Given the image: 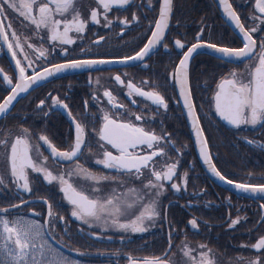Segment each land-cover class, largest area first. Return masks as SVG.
<instances>
[{
    "label": "flooded vegetation",
    "instance_id": "af4514ba",
    "mask_svg": "<svg viewBox=\"0 0 264 264\" xmlns=\"http://www.w3.org/2000/svg\"><path fill=\"white\" fill-rule=\"evenodd\" d=\"M161 2L162 0H152L149 7V0H130L124 7H114L108 13L113 24L106 27L102 15L100 24L90 21V13L97 7V0H74L76 11L81 18L89 20V24L82 39H77L75 45L64 46L69 49V58H95L80 55L81 49H88L94 54L106 53L109 56L134 54L147 42L146 37L150 36L152 30L149 23L158 18V5ZM230 2L246 27H251L252 22L246 17L253 11L254 0ZM173 4V16L165 39L143 62L97 65L91 69L56 74L33 85L28 93H22L13 101L7 113L0 115V139L7 137L11 141L22 127L28 128L31 133L30 141L34 145V159L54 172L66 173L75 168V162L57 161L48 152L46 144L39 140L41 135H47L60 150H68L74 143L73 121L65 110L51 102L53 97L59 96L69 105L73 117L86 129V141L91 152L84 150L85 154L79 159L80 165L98 176L109 175L124 181L123 184L109 181L97 183L86 180L83 176L73 177L75 184L93 194L97 188L101 190V195H110L113 189L118 192H127L129 188L140 189L149 178L146 172L142 180H136L126 173L105 169L95 163L102 155V150L97 146L99 138L92 132L93 127L98 129L102 125L99 108H107L112 112L113 118H117V110L103 96L105 90L112 91L116 103L124 105V109L119 110V117L125 122L131 119L157 134L171 133V139L176 142L175 147L181 150L178 154L171 147L165 148L171 158L167 162L179 160L173 182L183 184V173L187 171V187L176 192L170 187L172 182L166 184V192L161 197L164 219L142 234L105 232L76 221L70 216L71 206L62 198L59 185L55 182L47 184L40 174L30 173L31 193L17 189L3 153L0 152V175L5 177L4 183L0 184V209H9L7 213L0 212V217H6L11 227H23L15 223L21 219L36 220L46 225L51 232L45 236L44 241L52 252L63 254L78 261V264H129V256L161 257L165 253L176 264H185L187 257L180 250L184 241L193 249L200 244L206 245L204 251L211 249V258L217 264H239L237 258H254L257 255L255 249L244 245L255 243L258 236L264 234V212L260 209V205L264 204V194L244 193L211 175L197 152L195 138L182 104L178 106L173 98L174 94H178L177 88L168 86L167 79L182 52L196 42L195 37L200 32L202 23L207 26L204 35L211 42L237 47L242 46V38L223 20L215 0H173ZM102 12L101 9V14ZM134 15L139 19L133 21ZM126 17L129 20L127 27L120 23ZM6 19L12 22L17 34L22 37V42L24 37L28 38L25 52L34 61V67L38 71H42L41 65L50 67L51 63L64 62L65 53L61 47L51 50L52 45L47 40L46 30H42L40 37H37L34 26H30L28 21L11 9L8 10ZM262 35L264 32L255 34L258 42ZM101 36L105 39L96 44ZM176 39L185 43V49L181 50L175 45ZM28 44L41 50L48 49L47 60L38 57L33 49L27 47ZM23 55L24 53L18 51L17 58L23 61ZM217 57L208 52H198L190 62L192 98L201 114V123L208 137L213 160L229 179L238 183H264V148L261 147L264 145V125L236 129L218 116L212 100L215 84L221 75H226L231 70L243 72L245 60L225 63ZM0 69H3V74L12 77L14 83L18 82V70L15 69L6 46L0 51ZM3 74H0V102L10 93V86L4 81ZM27 74L33 75L31 70ZM116 74H120L125 82L131 79L145 90L155 87L168 99V111L158 109L144 97H129L127 89L114 80ZM97 79L99 84L96 83ZM143 81L148 83L143 84ZM94 95L100 97L99 104L91 99ZM42 99L45 100V105L39 106ZM88 112L94 115L87 116ZM133 113L140 115L142 120L136 121L135 116L131 115ZM44 157H47L46 161ZM164 162L158 159L157 166ZM48 204L52 206L53 217H63V220L50 222ZM15 205L19 207H14ZM237 216L241 217L240 223L230 227L231 221ZM244 217L247 219H243ZM192 219L197 220L196 227L190 224ZM170 230L173 232L175 246L169 250ZM6 244L9 249L14 247L0 231V261L8 259L5 254ZM39 244L41 241L35 242L33 251H36V245ZM194 255L198 256L199 251H195Z\"/></svg>",
    "mask_w": 264,
    "mask_h": 264
},
{
    "label": "snow or ice",
    "instance_id": "6c2138e0",
    "mask_svg": "<svg viewBox=\"0 0 264 264\" xmlns=\"http://www.w3.org/2000/svg\"><path fill=\"white\" fill-rule=\"evenodd\" d=\"M129 3L130 0H97V7L90 13V21L100 24L102 15L105 26L111 27L113 21L109 19L108 13L114 7H124ZM151 3L152 0H149V7H151ZM218 6L223 8L224 14L234 23L235 29L241 34L242 46L231 47L211 42L204 35L207 26L202 23L200 32L195 37L196 42L187 47V50L182 52L178 63L173 65L167 78L168 86L178 88V94H174L173 98L178 106L182 104L183 109L187 110L191 131L194 134L195 143L199 147V156L207 165L208 171L214 177L232 185L239 191L253 195L264 194V183H238L229 179L216 166L210 151L208 137L201 123V114L197 111V104L192 98L190 62L198 50L210 49L219 54L217 58L225 63L245 60L243 72L231 70L226 75H221L215 84L212 97L214 109L220 118L236 129H240L242 126L264 125V35L259 37V42L255 38L257 32H264V0H254L253 11L249 17H246L251 20V27H246L242 22L241 16L230 0H218ZM173 8V0H162L159 3L158 18L149 23V27L152 28L151 34L146 37L147 42L134 54L109 56L106 53L94 54L88 49H81L80 55L95 58L77 59L69 58V49L64 46L75 45L77 39L83 38L89 20L81 18L79 12L76 11L74 0H47V2L0 0V51H3L6 46L14 61L15 69L18 70V82L14 83L12 77L3 74V69H0L4 81L10 86L9 95L3 99V102H0V114H6L13 101L22 93H28L33 85L46 81L56 74L69 70L91 69L97 65H128L130 62H143L165 39V33L169 29L173 16ZM9 9L14 10L20 17L28 21L30 26H34L37 37H40L42 30H46L47 40L52 45L51 50L54 51L56 47H61L65 53L64 62L51 63L50 67L41 65L42 71H38L34 67V61L25 52L28 38L24 37L22 42V37L17 34L12 22L6 19ZM101 9L103 10L102 14ZM69 16L70 18H68ZM117 19L119 18L117 17ZM132 19L136 21L139 18L134 15ZM120 23L127 27L129 20L126 17ZM104 39L101 36L95 43L99 44ZM175 45L181 50L186 47L185 43L179 39L175 40ZM27 47L33 49L38 57L47 60L48 49L41 50L32 44H28ZM165 47H167L166 44ZM18 51L24 53L23 61L17 58ZM144 66L148 67L146 64ZM29 70L33 75L27 74ZM89 80L91 81V77ZM114 80L127 89L129 97H144L158 109L168 111V99L155 87L145 90L144 87L133 83L131 79L125 82L120 74H116ZM96 83L99 84V79ZM142 83L147 84L148 82L143 81ZM103 96L107 98V103L117 110V118H113L112 112L107 108H99L102 125L98 129L93 127L92 132L99 138L97 146L102 150V155L101 158L95 160V163L102 165L105 169L126 173L136 180H142L147 172L149 178L146 183H143L142 188H129L127 192H118L113 189L110 195H101V190L98 188L93 194L73 182L74 176H83L86 180L97 183L100 181L124 183L123 180H117L109 175L98 176L80 165L79 159L81 155L85 154L84 150L87 149V152H91V147L86 141V129L73 117L69 105L59 96L53 97L51 102L65 110L73 121L74 143L70 149L60 150L49 140L47 135H41L39 140L48 146L51 156L57 161L75 162L73 170L66 173L54 172L34 159V145L30 141L31 133L28 128L22 127L11 141L7 137L0 139V152L3 153L4 161L17 189L31 193L30 173L40 174L47 184L51 185L55 182L59 185V191L63 194L62 198L71 206L70 216L76 221L88 225L89 228H100L105 232L142 234L164 219L161 197L166 192V184L172 182L170 187L176 192H180L182 188L186 189L188 172L183 173V184L173 182L177 175L179 160L167 162L171 158L165 148L171 147L178 154L181 153V150L175 147L176 142L171 139V133L157 134L156 131L146 130L145 127L134 123L131 119L125 122L119 117V110L124 109V105L116 103V97L110 90H105ZM91 99L100 103L99 96L94 95ZM44 105L45 100H40L39 106ZM85 105H87V101H85ZM86 115L93 116L94 114L88 112ZM131 115L135 116L136 121L142 120L140 115L134 113ZM249 143L252 142L249 141ZM261 147L264 148V145ZM158 159L165 162L157 166ZM44 160L46 161L47 157H44ZM4 179L5 177L0 175V184L4 183ZM14 207H19V205ZM260 209L264 212V204L260 205ZM8 211V208L0 209V212L3 213ZM48 217L50 222L63 220V217H53L51 204H48ZM243 219L246 220L247 217ZM240 221L241 217L237 216L231 221L230 227H234ZM15 223L18 226L23 225V227H11L10 221L6 217H0V231L6 237V241H11L14 245L10 249L7 244L5 245V254L8 259L0 261V264H35L34 259H30V252L34 250L33 245L36 241H44L51 229L36 220L21 219ZM190 224L196 227L197 220L192 219ZM96 238L100 239L99 236ZM174 246L173 232L170 230L168 233L169 250ZM36 247L43 248L44 244L36 245ZM244 247L255 249L257 255L254 258L239 257L237 258L239 264H264V234H260L255 243L244 245ZM206 248V245L200 244L196 249H193L188 246L186 241L182 242L180 250L187 257L185 264H217L211 258L212 250L204 251ZM195 251H199L198 256L194 255ZM128 262L129 264H176L174 259L168 258L167 253L161 257L129 256ZM55 264H78V261L59 254Z\"/></svg>",
    "mask_w": 264,
    "mask_h": 264
},
{
    "label": "rangeland",
    "instance_id": "374dc122",
    "mask_svg": "<svg viewBox=\"0 0 264 264\" xmlns=\"http://www.w3.org/2000/svg\"><path fill=\"white\" fill-rule=\"evenodd\" d=\"M41 244H44L43 248H36V251L30 252V259H34L35 264H55V261L58 259V254L48 246L46 241H41Z\"/></svg>",
    "mask_w": 264,
    "mask_h": 264
},
{
    "label": "water",
    "instance_id": "95a60500",
    "mask_svg": "<svg viewBox=\"0 0 264 264\" xmlns=\"http://www.w3.org/2000/svg\"><path fill=\"white\" fill-rule=\"evenodd\" d=\"M215 2H216V5H217V7H218V10H219V12H220V14H221V17L223 18V20L233 29V31L235 32V33H237V35H239V36H241V34L239 33V31L238 30H236L235 29V25H234V23L224 14V12H223V8L222 7H219L218 6V0H215ZM166 33H167V31H166ZM166 33H165V35H166ZM159 45H157V47H158ZM156 47V48H157ZM198 52H208V53H210V54H213V55H216V56H219V54H217V53H214V52H212V50H210V49H200V50H198ZM197 52V53H198ZM236 61H241V60H236ZM236 61H234V62H236ZM177 91H178V88H177ZM184 110V112H185V115H186V118H187V110L186 109H183ZM0 115H3V114H0ZM187 121H188V124H189V127L191 128V126H190V124H191V122H190V120H188V118H187ZM194 135V134H193ZM195 138V137H194ZM46 147H47V149H48V152L51 154V150L48 148V146L46 145ZM196 148H197V152H198V154H199V147H198V145H196ZM201 159V158H200ZM202 160V159H201ZM202 162H203V160H202ZM203 164H204V162H203ZM205 165V164H204ZM205 167L207 168V165H205ZM207 170H208V168H207ZM212 175V174H211ZM213 176V175H212Z\"/></svg>",
    "mask_w": 264,
    "mask_h": 264
}]
</instances>
